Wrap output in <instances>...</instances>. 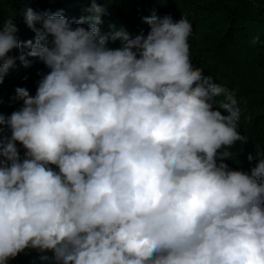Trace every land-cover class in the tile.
Segmentation results:
<instances>
[{"label": "clouds", "instance_id": "9594fccd", "mask_svg": "<svg viewBox=\"0 0 264 264\" xmlns=\"http://www.w3.org/2000/svg\"><path fill=\"white\" fill-rule=\"evenodd\" d=\"M78 2L75 20L21 9L27 41L0 22V85L17 59L49 69L0 111V264H264V156L225 162L248 137L235 94L192 64L189 20L153 13L133 38Z\"/></svg>", "mask_w": 264, "mask_h": 264}, {"label": "trees", "instance_id": "16d2710c", "mask_svg": "<svg viewBox=\"0 0 264 264\" xmlns=\"http://www.w3.org/2000/svg\"><path fill=\"white\" fill-rule=\"evenodd\" d=\"M90 6L78 0H29L27 4L23 0H0V22L14 18L18 38L27 41L34 39L35 33L24 24L21 9L32 7L51 13L62 9L66 18L75 20L85 15L84 9ZM101 6L107 9L102 17V32L109 31L110 24H116L133 38L147 35L150 26L143 18L153 13L159 17L170 15L174 21L183 16L189 20L192 64L235 94L241 111L238 131L248 137L246 143L237 142L231 149L233 158L225 162L231 169L250 171L258 162V153L264 156V0H108V4L101 0ZM109 46L119 47L120 42H110ZM10 55L18 57L20 51L14 50ZM29 59H32L29 68H24L17 59V66L0 85V111L6 116L22 106L21 101L14 99L15 89L24 87L35 95L41 74L49 71L38 58ZM4 134H8L7 129ZM17 147L23 156L22 145ZM249 154L253 156L251 162L247 159ZM40 255L28 250L8 264H52L51 260H41Z\"/></svg>", "mask_w": 264, "mask_h": 264}]
</instances>
